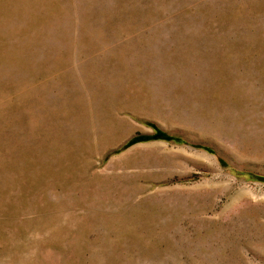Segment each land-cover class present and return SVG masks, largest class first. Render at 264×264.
Instances as JSON below:
<instances>
[{"label":"rangeland","instance_id":"obj_1","mask_svg":"<svg viewBox=\"0 0 264 264\" xmlns=\"http://www.w3.org/2000/svg\"><path fill=\"white\" fill-rule=\"evenodd\" d=\"M0 264H264V0H0Z\"/></svg>","mask_w":264,"mask_h":264},{"label":"trees","instance_id":"obj_2","mask_svg":"<svg viewBox=\"0 0 264 264\" xmlns=\"http://www.w3.org/2000/svg\"><path fill=\"white\" fill-rule=\"evenodd\" d=\"M130 143H133V141H131Z\"/></svg>","mask_w":264,"mask_h":264}]
</instances>
